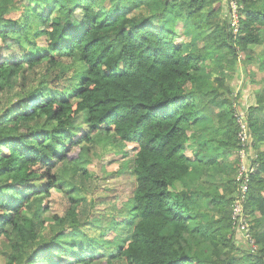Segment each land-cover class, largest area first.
Here are the masks:
<instances>
[{
	"label": "trees",
	"instance_id": "16d2710c",
	"mask_svg": "<svg viewBox=\"0 0 264 264\" xmlns=\"http://www.w3.org/2000/svg\"><path fill=\"white\" fill-rule=\"evenodd\" d=\"M236 1L237 35L228 0H0V98H11L0 106L7 264H264V92L241 108L252 167L244 230L232 218L240 127L229 97L246 101L248 92L227 86L223 63L231 56L236 70L264 72V55L252 53L264 44V0ZM109 143L132 146L136 186L126 219L110 223L116 240L103 246V232L100 242L82 233L76 207L85 198L73 195L89 177L79 167ZM56 184L70 208L43 239Z\"/></svg>",
	"mask_w": 264,
	"mask_h": 264
},
{
	"label": "rangeland",
	"instance_id": "374dc122",
	"mask_svg": "<svg viewBox=\"0 0 264 264\" xmlns=\"http://www.w3.org/2000/svg\"><path fill=\"white\" fill-rule=\"evenodd\" d=\"M232 9V16L228 15V20L232 23V18L238 19V16L241 17L237 12V4L231 0H228L227 3ZM220 2L214 4L212 9H218ZM234 13V14H233ZM226 15V14H225ZM223 20L227 19V16L221 17ZM238 21H235V25L237 31L235 35L238 34L240 28L238 27ZM180 29V28H179ZM180 30L177 32L179 33ZM262 37L264 38V31L262 32ZM188 42L189 39H178L181 41ZM38 48L43 50V43L38 42ZM252 53L256 57H261L264 55V44L252 47ZM242 55H240V60ZM229 60H231V56H228L223 60L224 66L226 65V72L229 74V78L226 81L227 86H231L233 89H238L240 92L246 91L248 92V98H245L246 101H243L241 97L237 95H231L230 100L237 106V110L241 109L243 105L245 109L251 106L253 102L255 104V98L257 94L264 92V72L259 70V65L253 64L250 66L251 73L247 74L246 72H242L241 67L242 64L238 63V69H235V65L229 64ZM229 64V65H228ZM235 70V72H234ZM234 73V75H233ZM233 76V78H232ZM232 78V79H230ZM6 96V94H5ZM2 95L0 98V106L7 105L8 99H11L8 95L5 97ZM242 105H241V104ZM240 106V107H239ZM86 126L83 125V128ZM113 140V139H112ZM114 142V141H110ZM263 144L260 150H263ZM127 153V157H124V153ZM237 154L234 152V156L232 160H236ZM134 159V152L132 146H129L126 151L113 143H109L106 145L99 146L95 149L94 154L91 156V162L87 166L79 167V173L85 175V173L89 174L88 178L83 179L80 188H82V193L77 192L74 193L73 198L80 199L81 197L85 198L83 206L77 205L76 209L78 213V221L80 222V227L82 228V233L88 237L96 238L97 242L99 240L100 233H104L103 241L100 242L103 246H108V243L116 240V235L113 234V231L109 228L110 223L117 221H124L127 217L126 213V202L131 198L134 188L136 186V180L132 173L128 170V162ZM237 161V160H236ZM124 166L127 167L124 169ZM62 169L64 167H60L55 170L53 176L57 180H61L60 176L62 173ZM80 176V175H79ZM264 178V175H262ZM213 181L215 186H222V181L218 178L210 179ZM62 183V180H61ZM46 187V185H45ZM226 188V184L224 186ZM177 189H181L180 184H176ZM227 187V190L232 191L234 196V188ZM68 191H65L61 185L56 184L54 188L51 189L49 196L47 198L48 208L49 210L42 215V225L40 228V237L45 238L51 234V228L55 224V217L64 218L67 211L69 210V199H68ZM38 202L35 200L29 204V213L27 217L32 216V212L37 208ZM115 208L116 210H113ZM120 214L121 216L117 215ZM98 217L101 220V224L99 226L89 225L88 219ZM259 217L258 213H255L250 217V222L255 221V219ZM249 225V219L247 220ZM245 222V219H244ZM244 230L247 228L246 225L242 227ZM248 238V236H247ZM253 243V242H252ZM120 242L118 246H121ZM67 259L72 258V256L65 257ZM0 264H7V260L4 259L0 255ZM96 264H106L104 261H98ZM113 264H121V263H113Z\"/></svg>",
	"mask_w": 264,
	"mask_h": 264
},
{
	"label": "built area",
	"instance_id": "2783aa9c",
	"mask_svg": "<svg viewBox=\"0 0 264 264\" xmlns=\"http://www.w3.org/2000/svg\"><path fill=\"white\" fill-rule=\"evenodd\" d=\"M232 1H234L237 4V12H238L237 1L236 0H232ZM230 2H231V0H230ZM231 16H232V9H231ZM238 19H239L238 27L240 28L241 17L238 16ZM238 19L234 18V15H233L231 24H232V28L235 32L237 31L235 21L236 20L238 21ZM237 111H239L236 114V117H237L238 124L240 127V132L238 135V140L240 143H239V147L236 151V154H237L236 160L240 164H239L238 172L236 174L237 196H235V203H234L232 218H233V226L237 227V228H241L244 225H246V227H248V223L246 221V217L244 214V208H245V204H246L247 199H248V192H249V187H250V182H251L250 169L252 167H250L247 164V161L251 158V154L246 149V146L250 143V134H249L247 122L245 119V113L243 112L242 109H238ZM244 219H245V222H244ZM246 229H248V228H246Z\"/></svg>",
	"mask_w": 264,
	"mask_h": 264
},
{
	"label": "crops",
	"instance_id": "0c3cea01",
	"mask_svg": "<svg viewBox=\"0 0 264 264\" xmlns=\"http://www.w3.org/2000/svg\"><path fill=\"white\" fill-rule=\"evenodd\" d=\"M246 98H248V95L246 96Z\"/></svg>",
	"mask_w": 264,
	"mask_h": 264
}]
</instances>
